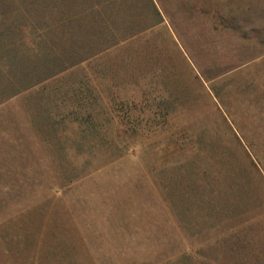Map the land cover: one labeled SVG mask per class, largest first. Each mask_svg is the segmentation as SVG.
Listing matches in <instances>:
<instances>
[{"label": "rangeland", "instance_id": "1", "mask_svg": "<svg viewBox=\"0 0 264 264\" xmlns=\"http://www.w3.org/2000/svg\"><path fill=\"white\" fill-rule=\"evenodd\" d=\"M151 1L0 0L20 54L112 45L0 104V264H264V0Z\"/></svg>", "mask_w": 264, "mask_h": 264}, {"label": "trees", "instance_id": "2", "mask_svg": "<svg viewBox=\"0 0 264 264\" xmlns=\"http://www.w3.org/2000/svg\"><path fill=\"white\" fill-rule=\"evenodd\" d=\"M147 1L153 8L155 14L159 15L157 10L154 8L152 1L151 0H147ZM97 6L98 5H96V7ZM99 10H100L99 8H93L92 12L98 14ZM95 14H91L92 17L95 16ZM73 17L75 18V16ZM73 17L65 18L64 21L67 19V22H71L72 20L70 19H73ZM108 18L109 16L104 13L101 18V22L106 23ZM74 20L77 19L75 18ZM63 25H65L64 22L63 24H61V26ZM45 32L46 30L42 31V34L38 36L37 39L43 41L42 39L45 38V35L43 33ZM96 44L97 43L93 41H84V42L80 41L79 43L69 44V48L66 50V52L73 53L72 55H75L73 60H77V61H74L73 64H67L64 66L62 61L65 62V60L70 59L69 56L70 53L64 57H57L56 55L51 54L54 53L52 44L51 47L48 48V50L46 46L42 47L45 49V53H43L44 51L41 49L40 46H38L39 49V51L37 52L38 54L31 56V55H25L19 53L20 47L23 45L22 41L14 40L8 42H1L0 43V104L10 98L17 96L22 92H25L31 88L38 86L40 83L46 81L52 76L65 70L67 67L72 66L76 63L84 62L88 60L90 57L112 46V45H105L104 47H101L99 51H94L93 53H90L91 48H93V46ZM46 52H50V54ZM233 188H234L233 185L229 186V194L234 196L233 200L236 203L242 202V200L239 198L240 196L241 197L243 196V199L247 198L246 194L244 193L246 192L245 188L248 190L246 186H242L241 189L242 188L244 189L241 192L240 191L237 192V194L235 193ZM233 205H231L230 208H232ZM237 208L238 205H236V209L234 210V212H236ZM218 210L219 212L221 211L223 212V209L221 208ZM225 210L228 211V205L225 206Z\"/></svg>", "mask_w": 264, "mask_h": 264}]
</instances>
